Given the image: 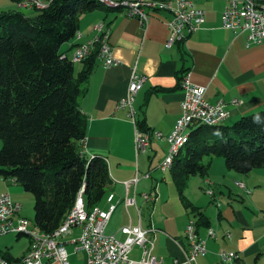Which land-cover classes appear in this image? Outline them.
<instances>
[{
  "label": "crops",
  "instance_id": "0c3cea01",
  "mask_svg": "<svg viewBox=\"0 0 264 264\" xmlns=\"http://www.w3.org/2000/svg\"><path fill=\"white\" fill-rule=\"evenodd\" d=\"M196 5L205 12L203 23L185 40L170 48L165 47L169 34L167 23L171 18L169 12H152L147 21L141 23L138 18L129 16L124 8L95 9L81 14L78 28L81 38H73L62 46V51L71 55L78 42L92 36V26L103 22L107 43L119 62L105 67L96 59L85 91L79 97L80 109L87 117L81 152L86 144L85 156H103L112 180L107 195L113 194L112 202L116 206L106 224L108 234L122 235L120 227L135 225L139 218L143 225L140 206L166 200L174 186L171 178L166 177L167 170L162 173L158 165L167 155L165 138L181 113L183 92L179 78L184 70L192 83L205 87L204 96L208 101L224 102L228 117L222 124L230 125L239 117L264 108V40L247 45L246 33L235 35L222 27L225 0H198ZM16 8H21L18 3ZM133 66L146 77L134 95V117L136 120L144 118L146 131L150 134L149 147L138 154L129 110L117 107L118 101L127 93ZM81 67L82 62L75 63L76 71ZM234 99L239 103L234 104ZM154 131L162 133L163 137H155ZM205 163L208 164L207 174L191 176L185 186L186 197L199 207L208 227L215 231V237L208 238L206 226L198 228L199 236L205 240L206 251L197 256L196 263L222 264L216 250L224 247L238 253L236 264L253 260L256 261L254 264H264V168L238 173L227 169L223 160L216 156L209 157ZM146 173L148 176H144ZM136 175L139 179L135 187L126 193L123 182ZM17 185L13 179L1 178L0 193L8 192L15 200L11 193L17 197L21 195ZM207 188L211 194L207 193ZM144 193L153 194L155 199L145 201ZM125 197L133 198L134 203L126 205ZM150 226L151 223L146 224V227ZM154 228L157 230L154 249L157 247L159 257L166 262L173 258L183 260L180 248L185 245L183 230L171 229L166 234L160 228ZM15 238L18 239L17 234ZM28 244L16 257L8 248L2 252L12 257L11 260H18L26 253Z\"/></svg>",
  "mask_w": 264,
  "mask_h": 264
},
{
  "label": "trees",
  "instance_id": "16d2710c",
  "mask_svg": "<svg viewBox=\"0 0 264 264\" xmlns=\"http://www.w3.org/2000/svg\"><path fill=\"white\" fill-rule=\"evenodd\" d=\"M252 1L264 6V0ZM95 9L121 8L109 9L99 0H47L45 7L32 9L34 14L17 8L0 12V177L13 179L33 195L34 228L42 236L58 229L79 188L92 213L108 197L112 183L103 156L80 154L87 117L79 97L97 52L83 59L76 71L62 51L78 31L81 14ZM136 124L147 130L144 118ZM216 155L238 173L264 168V108L230 125L190 128L187 142L174 156L170 178L184 208L195 218V229L208 224L199 207L187 199L185 186L191 176H205L204 157Z\"/></svg>",
  "mask_w": 264,
  "mask_h": 264
},
{
  "label": "built area",
  "instance_id": "2783aa9c",
  "mask_svg": "<svg viewBox=\"0 0 264 264\" xmlns=\"http://www.w3.org/2000/svg\"><path fill=\"white\" fill-rule=\"evenodd\" d=\"M121 4V9H126L131 17L138 18L141 23L147 21L150 13L155 11H167L171 14L168 21L169 34L165 41V47L170 48L177 42L185 40L191 32L198 29L204 21L205 12L197 7L198 0H172V3H165L164 6H152L147 0H114ZM46 3L41 0H30L21 5V8H43ZM221 25L223 28L231 30L235 35L246 33L247 45L258 44L264 40V7L254 5L250 0H225V6L221 14ZM103 22H97L92 26V36L85 41L78 42L71 53H64L73 63L82 62L86 51L90 50L94 39H99L101 30L104 29ZM75 39H80L78 32ZM99 60L105 67L115 66L119 62L112 55V47L102 45ZM146 77L139 74L136 67L131 68L126 95L118 101V108H128L134 125V147L135 152L142 153L149 147L150 134L138 128L134 117L133 99L135 93L142 87ZM180 87L183 92L181 101V113L177 118L171 132L166 136L169 145L168 154L159 163L158 169L164 173L167 167V159L178 143L179 137L185 134L190 128L200 123L220 124L228 117V111L223 101L214 103L208 101L205 94V87L192 83L189 80L188 72H184L180 79ZM234 104L239 100H232ZM153 135L162 138V133L154 131ZM86 144L80 154L84 155ZM144 176H148L146 173ZM139 176L136 175L131 180L124 181L123 184L128 193L130 188L135 187ZM212 193L211 190L208 191ZM145 201H152L155 196L150 193L142 194ZM113 194L107 202V208L100 209L97 216H93L91 228H84V211L87 210L85 200L80 198V188L78 190V203L73 206V211L67 217V226L62 228L58 239L52 242L41 241V235L30 233L28 220L23 217H13L14 209H21V205L13 200L8 192L0 193V236L7 233L24 234L29 239H36V247L26 249V258L23 262L16 264H71L66 251V245L74 246L75 251L84 253V264H197L196 258L204 254L205 240L199 236L198 229H191L190 221L186 223L184 233V244L180 245L184 255L183 260L173 258L166 262L162 257L153 254L154 236L157 231L154 227H143L140 218L137 224H126L120 227L119 231L123 239L119 240L116 235L108 234L105 231L106 224L115 209L112 202ZM125 204H133L134 199L125 197ZM79 230V236L75 239H63V232ZM208 238L215 237V231L207 227ZM140 248L139 259L129 257L133 246ZM222 264H236L239 259L238 253L222 249L218 253ZM0 264H7V258L0 251Z\"/></svg>",
  "mask_w": 264,
  "mask_h": 264
},
{
  "label": "rangeland",
  "instance_id": "374dc122",
  "mask_svg": "<svg viewBox=\"0 0 264 264\" xmlns=\"http://www.w3.org/2000/svg\"><path fill=\"white\" fill-rule=\"evenodd\" d=\"M29 1L30 0H21V2H19L20 4L18 3V5L21 6ZM41 1L47 3V0L45 1L41 0ZM8 9H16V3L11 0H0V12ZM19 9L26 14L35 13V10H32L33 8L32 9L19 8ZM0 146H1V142H0ZM168 150H169V145H168ZM216 157L220 158L224 162V159L221 156L216 155ZM208 159H209L208 156L204 157L203 163L207 162ZM166 177L168 178V180H170V175L168 170L166 171ZM17 188L21 192L20 197L19 196L17 197L12 193L11 195L15 200H17L16 202H18L21 205V210L19 212V215L25 218L26 220H28V228L32 229L35 227L34 219H33V202H34L33 195L29 192L24 191L19 185H17ZM209 190L210 189L207 188L206 190L207 193H209L208 192ZM97 206L105 210L107 208L106 198L104 197L103 200ZM139 209L142 213L143 227H146V224L151 223L152 227L160 228L162 232L166 234L169 233L171 229H176L177 231L181 230L182 227L186 225L188 220L190 221V219H195L193 215L189 212V210H186L184 208L183 203L181 202L177 190L176 188H174V186L170 188L166 200L160 199L156 201V203L142 204ZM69 236L64 239L72 240L77 238L79 236V230H75L74 233H72ZM15 237H16L15 233H7L6 235H1L0 251H5V249L8 248V251L12 256L16 257L21 255L22 251H24L25 246L29 242V238L27 235L24 234H21L18 237V239H16ZM116 238L121 240L123 239V236L117 234ZM65 248L69 256V262L71 264H84V253L82 251L80 250L75 251L74 246L71 244H67ZM222 249H226V248L219 247L216 250V253H219V251ZM157 251L158 249L156 247V249L153 250V254L159 257L161 254H159ZM139 256H140V248L137 245H135L133 246L129 257L131 259H139ZM254 262L256 263V261L254 260L252 262H245V263L254 264Z\"/></svg>",
  "mask_w": 264,
  "mask_h": 264
},
{
  "label": "bare ground",
  "instance_id": "6f19581e",
  "mask_svg": "<svg viewBox=\"0 0 264 264\" xmlns=\"http://www.w3.org/2000/svg\"><path fill=\"white\" fill-rule=\"evenodd\" d=\"M99 1L102 4H104L105 6L109 7V9L110 8H113V9L114 8H121V4L117 3L114 0H99ZM250 1L252 4H254L252 0H250ZM147 3H149L152 6H164V3H161L158 1H153V0H147ZM171 3H172V1H171ZM261 7H264V6H261ZM102 45H108V43H107V32L104 29L101 30L99 39H94V41L91 43L90 50L86 51V53L83 56V59L89 57V55L94 50H96L97 59H99ZM200 124L209 125V126L217 125V124H213V123H200ZM200 124H197V125H200ZM189 130L185 134H183L182 136L179 137L178 143L174 146L173 151L169 154L168 159H167V167H168L167 170L168 171H169L171 165L173 164V162H172L173 158L177 154L179 148L182 147L187 142ZM83 195H84V190H83V188H81L80 189V198L82 200H84ZM110 197H111V195H108V197L106 198V202L109 201ZM77 203H78V194L76 196L74 206H76ZM20 210L21 209H14L13 210V217H21L19 215ZM72 211H73V207L69 211V213L65 217V219L61 222L58 229L55 232H53L51 235L42 236L41 234H39V232L35 228L29 229V231L32 234L41 235V241H43V242H52V241L59 238L60 232H62V228H66L67 217L71 214ZM99 211H100L99 209L93 211L92 213H88L87 210L84 211V219H83L84 228H91L92 218H93V216H97ZM190 226H191V229H195V221L194 220H190ZM69 235H70V232H63V239L67 238ZM29 247H36V239H29ZM25 258H26V253L18 260H7V264H16V262H23Z\"/></svg>",
  "mask_w": 264,
  "mask_h": 264
}]
</instances>
